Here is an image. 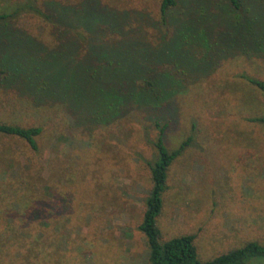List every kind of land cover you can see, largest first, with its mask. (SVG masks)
Wrapping results in <instances>:
<instances>
[{
    "label": "rangeland",
    "instance_id": "obj_1",
    "mask_svg": "<svg viewBox=\"0 0 264 264\" xmlns=\"http://www.w3.org/2000/svg\"><path fill=\"white\" fill-rule=\"evenodd\" d=\"M160 1L0 0V13L26 6L0 20V53L47 59L42 70L60 82L57 94L100 111L116 89L134 88V57L146 62L168 49L166 69L178 89L164 106L129 97L119 117L88 128L62 102L0 88V121L42 127L38 151L0 134V264H150L138 226L152 186L156 122L169 150L187 141L167 170L160 241L195 234L202 262L251 241L264 245V133L251 120L264 113V97L246 79L264 81V0H242L255 18L249 27L219 0H177L163 23ZM199 26L212 37V52L193 40ZM243 43L250 53L230 51ZM107 67L111 75H99ZM37 217L47 221L44 230L31 224Z\"/></svg>",
    "mask_w": 264,
    "mask_h": 264
},
{
    "label": "trees",
    "instance_id": "obj_2",
    "mask_svg": "<svg viewBox=\"0 0 264 264\" xmlns=\"http://www.w3.org/2000/svg\"><path fill=\"white\" fill-rule=\"evenodd\" d=\"M219 1L229 9L228 11L230 13L232 12L234 15H236V17L242 16L245 24L248 27L252 20L255 19L247 15V8L244 7L242 0ZM176 4L177 0L160 1L159 12L160 19L163 23L166 21L169 11ZM24 7L26 6L20 5L16 7L11 13H0V20L17 14ZM27 7L46 18H50L53 15L52 12H47V14L39 6H32L28 4ZM235 12L240 13L241 15H237ZM136 30L137 28L131 30V34L134 35L132 37L134 38L137 32ZM194 32L195 35L193 36V40H198L199 45H201V48L206 49V52H212L213 47H210V43L212 44V37H208L209 35L207 34V29L199 26L194 28ZM186 39L188 41H190V39L192 40L190 35L187 36ZM183 43L184 41L179 45L184 46ZM246 44L247 43H243L244 46L242 45L243 47L240 49H229L230 51L244 52L247 54L251 51L244 49ZM259 45L264 46V38L260 39ZM173 52L171 49L160 52L157 56H151V59L146 61L147 63L143 58L134 57L136 59L135 61L137 66L134 67L132 78L129 79L131 80L132 88L133 86L134 88L130 91L123 90L122 88L116 89L117 91L114 94L115 100H105V102H103V106L100 107V111L94 110L89 106L80 103L78 100L70 99V97L64 95L63 93L57 94L56 91L58 90H56L55 85L58 86L60 82L57 81L58 84H54L53 82L50 83L51 81L49 80V76L42 70L43 64H47L48 60H39L38 58L40 57L36 58L31 53L28 55L26 52H13L6 55H2V53H0V88H12L19 94L33 97L35 101L51 99L62 102L65 105L67 112L72 116V118H74V121L77 125H84L88 128H92V126L98 121L105 122L109 119L119 117L125 107H127V105L132 102L139 105H166L171 100V98H173L172 95L178 90H176V88H172L175 85H173L172 82L175 80L176 73L173 70L166 69V65L169 64L167 57L171 56ZM196 53L200 54L199 51H196ZM110 63L111 61L104 62L100 64V67L102 68V65L111 66ZM117 65L118 64L115 63L114 67ZM108 71L111 70L107 67L103 73L99 72V75L103 74L105 77H108L112 73V71ZM88 72L89 73L85 74V77H87L86 82H89V84L92 83L91 85H93L97 74H94V69H90ZM246 79L248 82L260 89L264 97V81L249 76H246ZM123 80H119L120 84L123 83ZM91 85L89 86L91 87ZM132 96V102H128L129 97ZM126 99L127 102H125ZM251 120L259 121L262 124L264 133V113L259 117L252 118ZM155 125L159 130V134L153 143L155 147V157L147 162L151 174L152 186L149 190L148 196L145 199V211L143 213L142 221L138 226L139 230L145 235L147 240L149 248V263L246 264V261L251 257H264V245H261L255 241L248 242L242 247L232 249L226 253L203 262L197 259V250L194 243L195 234H185L171 238L164 242L160 241V231L156 224V216L162 209L161 196L165 189L167 170L173 159L187 144V141L183 142L178 148L169 150L166 147L163 138L165 126H160L158 122H156ZM41 133V126L24 127L14 123L0 121V134L15 136L23 139L34 151L39 150L37 138ZM42 204L45 206L44 203ZM12 220V217H7L6 225L11 227ZM33 223L39 225V227H41L40 230H44L48 226L47 221L44 220L43 217H37V219L32 221L31 224Z\"/></svg>",
    "mask_w": 264,
    "mask_h": 264
}]
</instances>
